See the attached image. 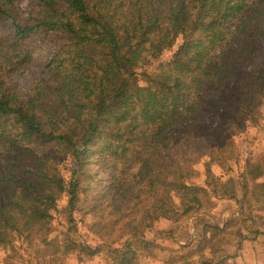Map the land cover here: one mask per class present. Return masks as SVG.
<instances>
[{"label": "trees", "instance_id": "obj_1", "mask_svg": "<svg viewBox=\"0 0 264 264\" xmlns=\"http://www.w3.org/2000/svg\"><path fill=\"white\" fill-rule=\"evenodd\" d=\"M36 2L24 18L0 0V264L71 252L81 213L100 240H124L110 243L111 264H137L146 232L199 213L209 192L241 201L234 180L193 183V166L229 145V122L260 114L264 0ZM39 53L32 91L7 87ZM238 179L245 205L262 200L264 156Z\"/></svg>", "mask_w": 264, "mask_h": 264}, {"label": "rangeland", "instance_id": "obj_2", "mask_svg": "<svg viewBox=\"0 0 264 264\" xmlns=\"http://www.w3.org/2000/svg\"><path fill=\"white\" fill-rule=\"evenodd\" d=\"M36 3V0H18V15L26 18ZM0 35H7V31L3 30L1 25ZM176 50L177 46L166 52L161 61L172 60ZM44 59L45 54L39 53L32 64L5 76L6 86L15 89L21 95H28L41 78ZM156 67L157 63H153L148 67V71L153 73ZM228 125L229 145L221 150L217 144L212 150L210 146L206 150L203 148L202 157L193 166L192 182L207 191H214L212 185L205 184L209 172L214 178L223 177L224 182L234 180L235 185L229 183L226 191L230 195L235 187L241 201L220 199L224 195L221 187L216 194L209 192L199 213L184 217L171 226L168 224L154 226L152 230L146 232L145 240L152 244L148 248L139 243L133 246L139 257L137 264H264V197L260 199L261 201L252 198L251 204L245 205L242 202L243 193L238 179L245 171L246 161L258 162L264 156V104L260 107L258 116L246 119L244 127H238L233 122H229ZM101 176L104 181L108 180L105 171H101ZM209 181L213 182L212 179ZM246 181L252 184L248 177ZM77 218H82L88 223L79 224V233L72 234V238L77 241L73 250L63 254L60 252L59 258L55 260L52 256L40 255L38 259L35 257V264L112 263L108 253L110 243L116 240L113 247L118 248L124 240L117 238V234L111 237L110 241L109 237L100 240L90 229L89 215L81 213ZM206 224L225 229L223 233L210 230L204 234L203 225ZM54 228L57 232L53 236L65 229L60 225H55ZM62 238L60 235V239ZM238 256H243V260H237Z\"/></svg>", "mask_w": 264, "mask_h": 264}, {"label": "crops", "instance_id": "obj_3", "mask_svg": "<svg viewBox=\"0 0 264 264\" xmlns=\"http://www.w3.org/2000/svg\"><path fill=\"white\" fill-rule=\"evenodd\" d=\"M244 248H246V244L244 245ZM243 256H245V255H243ZM243 256H238L237 260H243Z\"/></svg>", "mask_w": 264, "mask_h": 264}]
</instances>
